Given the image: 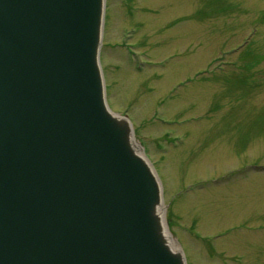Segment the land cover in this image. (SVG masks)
Returning a JSON list of instances; mask_svg holds the SVG:
<instances>
[{"label":"water","instance_id":"95a60500","mask_svg":"<svg viewBox=\"0 0 264 264\" xmlns=\"http://www.w3.org/2000/svg\"><path fill=\"white\" fill-rule=\"evenodd\" d=\"M105 4L0 0V264H186L107 106Z\"/></svg>","mask_w":264,"mask_h":264},{"label":"rangeland","instance_id":"374dc122","mask_svg":"<svg viewBox=\"0 0 264 264\" xmlns=\"http://www.w3.org/2000/svg\"><path fill=\"white\" fill-rule=\"evenodd\" d=\"M107 106L128 116L186 264H264V0H106Z\"/></svg>","mask_w":264,"mask_h":264},{"label":"bare ground","instance_id":"6f19581e","mask_svg":"<svg viewBox=\"0 0 264 264\" xmlns=\"http://www.w3.org/2000/svg\"><path fill=\"white\" fill-rule=\"evenodd\" d=\"M117 122H120V125H125L121 120H119V118H116ZM131 140V139H130ZM131 145L133 147H135L136 149L139 148V145L138 143H136L134 140L132 141L131 140ZM160 225L162 224L163 226V229H161V233H162V237L164 238V240L167 242V243H170L172 244L173 247H175L176 249L178 248L177 244L174 242L172 236L170 235V233H168L167 229H166V226H165V223H164V214L160 213Z\"/></svg>","mask_w":264,"mask_h":264}]
</instances>
